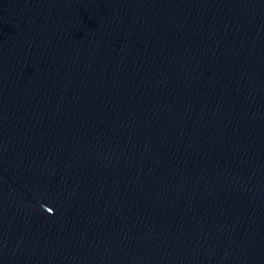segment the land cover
Segmentation results:
<instances>
[{"label":"water","instance_id":"obj_1","mask_svg":"<svg viewBox=\"0 0 264 264\" xmlns=\"http://www.w3.org/2000/svg\"><path fill=\"white\" fill-rule=\"evenodd\" d=\"M0 264H264V0H0Z\"/></svg>","mask_w":264,"mask_h":264}]
</instances>
